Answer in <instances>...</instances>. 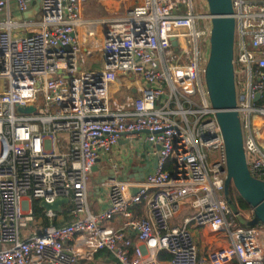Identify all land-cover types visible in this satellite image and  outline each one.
<instances>
[{
    "label": "built area",
    "instance_id": "2783aa9c",
    "mask_svg": "<svg viewBox=\"0 0 264 264\" xmlns=\"http://www.w3.org/2000/svg\"><path fill=\"white\" fill-rule=\"evenodd\" d=\"M88 1L39 0V21H17L13 2L22 16L32 0H0V264H76L104 249L119 264H203L192 225L230 240L208 264H264L262 225H243L252 210L224 196V140L204 81L207 1L129 0L122 16L85 20ZM232 3L244 148L264 181V0ZM119 76L136 80V96L111 95ZM140 144L154 146L145 158L158 157L156 168L122 179L145 160ZM100 162L109 202L93 212L88 179ZM58 197L69 198L64 213L35 214L34 199Z\"/></svg>",
    "mask_w": 264,
    "mask_h": 264
},
{
    "label": "water",
    "instance_id": "95a60500",
    "mask_svg": "<svg viewBox=\"0 0 264 264\" xmlns=\"http://www.w3.org/2000/svg\"><path fill=\"white\" fill-rule=\"evenodd\" d=\"M208 13L211 18V33L209 39V56L204 72L205 86L210 103L215 109V116L224 140L226 153V177L224 180V196L229 203L231 188L234 187L243 200L252 209V217H240V222L245 226L264 225V181L251 175L248 168L242 124L237 105L236 74L234 66L236 22L232 0H206ZM31 10L23 13L29 17ZM90 37V36H89ZM94 41V40H93ZM177 41L172 40L175 51H178ZM5 88L4 79H0V92ZM260 93H256L257 101ZM25 112L34 111V107H27ZM124 141L120 140L119 144ZM160 149V145L157 146ZM127 158V155L125 156ZM146 166H134L137 173L124 174L122 179H144L158 163V157L150 166L147 157ZM100 159L98 160V162ZM94 166L93 169H95ZM69 203L68 197H58L53 202L42 200L44 209H51L61 213L63 205ZM184 211H190L185 207ZM187 213V212H186Z\"/></svg>",
    "mask_w": 264,
    "mask_h": 264
},
{
    "label": "crops",
    "instance_id": "0c3cea01",
    "mask_svg": "<svg viewBox=\"0 0 264 264\" xmlns=\"http://www.w3.org/2000/svg\"><path fill=\"white\" fill-rule=\"evenodd\" d=\"M91 1L96 2L97 6H101V12L103 13V17L90 19V18H85L83 16V18L85 20H92V19L93 20H103V19H108V18H114L117 16H122L125 13V10L127 9V7H129L131 5V2L129 0H126V1L125 0H89L88 2H86L83 5L82 13L86 10V8L88 7V3ZM127 3H128V5H127ZM38 6H39V0H32V4H31V7L29 8V10L36 13V12H38V8H39ZM123 6H125V7L122 10ZM13 12H15L14 18L17 21H25V18L31 17V16L25 17L23 15L22 16L19 15L16 11V6H15L14 2H13ZM31 18H33V17H31ZM26 31L27 30L21 29V32L26 33ZM94 31L96 33L99 32L98 29H96ZM19 34H21V33H19ZM82 34L84 35V32H82ZM85 43L88 46L95 47L99 43V36L95 35L94 37H92L91 33H89L88 35H86ZM117 82L122 85V88H124V89H122L123 93L121 95H118V94H114L111 91V95L113 97L124 99L127 97L136 96L138 94V91L136 90V80H134L132 78H126L125 76H119ZM115 95H117V96H115ZM140 145H141V147H138V148L139 149L143 148V150L138 149V151H136V152L142 151V154L144 156H146L145 151H149V150L153 149V147H154L151 145H146L147 149L144 150V145L143 144H140ZM123 147L124 146L121 147V144H120L119 147L117 148V151H119ZM154 158L155 157H149L150 166H152ZM147 161L148 160L146 158H145V160L143 159L140 161H136V162L132 163V166L128 165L124 171H127V175L137 173L133 169L134 166L144 167V166H146ZM96 166L97 167H95L94 172L90 175V177L88 179L89 201H90L91 210L93 212H97L98 210L107 207L108 202H109L108 189L106 188V186L102 185V181H103V178L105 175V172L102 170V168L105 165L103 162H100ZM65 211L66 210H64V212ZM64 212L62 211L61 213H64ZM190 229L192 230L193 235L197 241L199 256H200L203 264L207 263V256L213 248L230 245V240H228V238L222 239L221 233L212 232L209 228L196 227V226L192 225V226H190ZM262 229L264 230V225H262ZM164 260H168V259H164ZM76 264H119V263L116 261H110L107 259V257L99 256V257H95L91 260H80ZM229 264H239V263L236 261V262H232Z\"/></svg>",
    "mask_w": 264,
    "mask_h": 264
},
{
    "label": "rangeland",
    "instance_id": "374dc122",
    "mask_svg": "<svg viewBox=\"0 0 264 264\" xmlns=\"http://www.w3.org/2000/svg\"><path fill=\"white\" fill-rule=\"evenodd\" d=\"M126 1V0H125ZM124 4V3H123ZM128 5V3H127ZM125 6L122 7V10L124 9ZM121 10V11H122ZM31 17L35 18L36 21H39L41 16H40V13L39 12H32L31 11V14H30ZM83 16L85 18H100V17H103V13L101 12V6H97V3L94 2V1H91L88 3V7L86 8V10L83 12ZM100 58L102 59V56H100ZM84 62H85V65L86 66H93L95 67L96 64L92 63L93 62V59H92V56L89 54V53H85L84 54ZM124 88H122V85L118 82H116L113 86H112V92L114 94H118V95H121L123 93V90ZM117 96V95H115ZM25 107H22V106H18V110L20 112H25L24 111ZM211 155L213 157H219V152L218 151H214L212 150L211 152ZM145 158V156H144ZM234 187L231 188V191H233L234 193ZM236 190V189H235ZM233 198H234V201L236 202V204L241 207L240 205L242 204L244 206L245 204V201L243 200V198L241 197V195H237V194H233ZM247 204V203H246ZM245 207V206H244ZM247 209H244V211H249V210H252L250 208V206L247 205L246 207ZM221 238L222 239H226L227 238V235L225 232L221 233Z\"/></svg>",
    "mask_w": 264,
    "mask_h": 264
},
{
    "label": "trees",
    "instance_id": "16d2710c",
    "mask_svg": "<svg viewBox=\"0 0 264 264\" xmlns=\"http://www.w3.org/2000/svg\"><path fill=\"white\" fill-rule=\"evenodd\" d=\"M233 194L240 195L235 189H234V193H233V191H231L232 198H233ZM33 206H34V209H35V214H37V215L42 214V207H41L40 201L38 199H34L33 200ZM240 206H241L240 208L243 211H244V209H247L246 208L247 207L246 202L244 204L245 207L242 204ZM245 212H250V210L249 211H245ZM99 256L107 257L108 260L116 261V262L119 263V261L112 254H110L106 249L100 250L99 252H97L95 257H99ZM170 257H171L170 254L168 252H166V251H163L160 254V258L161 259H170Z\"/></svg>",
    "mask_w": 264,
    "mask_h": 264
}]
</instances>
